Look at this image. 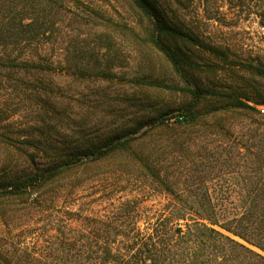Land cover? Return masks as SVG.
Segmentation results:
<instances>
[{"label":"rangeland","instance_id":"obj_1","mask_svg":"<svg viewBox=\"0 0 264 264\" xmlns=\"http://www.w3.org/2000/svg\"><path fill=\"white\" fill-rule=\"evenodd\" d=\"M256 3L195 0L187 9L174 4L173 20L179 16L185 29L229 50L228 61H222L187 40H178L191 62L180 76L148 40V21L131 0H18L24 22L33 17L41 31L25 42L0 44L2 186L54 158L145 124L135 135L141 138L138 147L157 159L175 187L196 179L187 171L202 170L211 176L207 186L215 189V198H236L221 195L233 174L226 172L215 153L256 124L237 116L218 121L219 117L203 113L206 101L199 106L204 116L196 124L180 125L176 116L184 113L192 99L181 88L198 83L223 96L234 89L264 120L260 110L264 102L255 103L264 100V78L231 63L264 59V28L253 8ZM27 62L51 64L55 69H26ZM154 118L162 125L152 127L148 122ZM134 168L131 159L112 154L101 163L99 175L90 172L74 196L65 199L64 191L44 203L47 211L53 213L66 204L76 209L94 198L86 213L103 214L110 200L129 196L130 186L123 180L112 184L111 173ZM108 185L115 187L106 193ZM33 198L34 194L27 201L0 198L1 236L18 242L20 227L36 225L39 215H35ZM151 198L148 203L166 201L160 194ZM26 242L32 244V237L28 235Z\"/></svg>","mask_w":264,"mask_h":264},{"label":"trees","instance_id":"obj_2","mask_svg":"<svg viewBox=\"0 0 264 264\" xmlns=\"http://www.w3.org/2000/svg\"><path fill=\"white\" fill-rule=\"evenodd\" d=\"M131 1L148 21V40L177 75L185 73L191 64L188 54L176 43L178 40H187L228 61L227 48L185 29L179 16L173 20L175 5L187 9L195 0ZM253 8L264 28V0H257ZM25 18L18 9V0H0L1 45L28 41L32 34L41 31L35 27L33 17L26 23ZM231 63L264 78V59ZM23 67L55 69L51 64L35 62ZM181 89L192 99L184 113L176 116L180 125L197 123L203 115L199 113L202 101L207 102L203 113L219 117L218 121L237 116L256 124L215 153L216 159L227 167L226 172L233 174L230 183L222 187L221 195L236 198H215V189L211 191L207 186L211 176L203 175L202 170L187 171L196 179L182 188L175 187L168 174L162 173L157 159L139 149L141 138L135 135L145 125L139 124L99 144L54 158L23 178L3 186L0 183V198L27 201L34 194L32 204L38 210L35 215H39L36 225L19 228L18 242L0 235V264H264V120L234 89L224 96L198 83ZM263 102L258 99L255 103ZM148 123L156 128L162 125L158 118ZM115 153L135 163L133 170L111 173L112 184L123 180L130 186L129 196L110 200L103 214L86 213L94 198L76 209L66 204L53 213L47 211L49 206L44 203L64 191L65 199L74 196L76 188L91 177L90 172L97 177L101 163ZM114 187L104 191L112 192ZM158 194L166 198L164 203H148ZM28 235L32 244L26 242Z\"/></svg>","mask_w":264,"mask_h":264},{"label":"built area","instance_id":"obj_3","mask_svg":"<svg viewBox=\"0 0 264 264\" xmlns=\"http://www.w3.org/2000/svg\"><path fill=\"white\" fill-rule=\"evenodd\" d=\"M260 110H261V114L264 116V105L261 106Z\"/></svg>","mask_w":264,"mask_h":264}]
</instances>
